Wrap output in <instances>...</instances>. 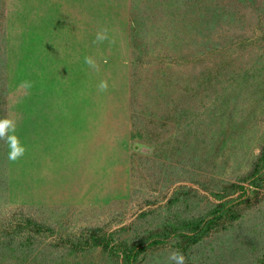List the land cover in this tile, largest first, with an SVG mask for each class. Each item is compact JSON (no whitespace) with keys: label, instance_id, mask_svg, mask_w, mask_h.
<instances>
[{"label":"rangeland","instance_id":"obj_1","mask_svg":"<svg viewBox=\"0 0 264 264\" xmlns=\"http://www.w3.org/2000/svg\"><path fill=\"white\" fill-rule=\"evenodd\" d=\"M191 4L187 20L177 0H0V118L25 148L12 162L0 140V264H171L176 249L264 264V163L245 181L264 144V0ZM71 110L75 134L52 138ZM215 209L198 242L170 234Z\"/></svg>","mask_w":264,"mask_h":264},{"label":"trees","instance_id":"obj_2","mask_svg":"<svg viewBox=\"0 0 264 264\" xmlns=\"http://www.w3.org/2000/svg\"><path fill=\"white\" fill-rule=\"evenodd\" d=\"M183 4L184 10L186 12L182 15L183 18L187 15V11L191 10V3L192 0H177V4ZM187 20L189 19V16L187 15ZM259 163H264V144L260 148L258 157L254 160L252 164V168L245 178V181L253 180L256 176V172L258 170ZM218 209H215L213 211H210L206 216L197 217L194 219L189 220H177L176 222L170 224L169 231L171 235H177L180 237L185 238L190 244H194L198 242L200 239H202L209 231V229L213 226V221L218 217ZM31 227L32 230H29V232H33L36 235H42L43 233L47 232V228H43L41 225L32 222L31 220H20V222L17 224V232L20 233L21 230L24 228ZM4 238V234L2 235ZM1 239L3 240V238ZM85 244L91 246V247H98L102 250L107 249V244L105 241L97 236V232L95 230H91L87 236ZM74 251H77L76 247L73 248ZM1 253V252H0Z\"/></svg>","mask_w":264,"mask_h":264},{"label":"clouds","instance_id":"obj_3","mask_svg":"<svg viewBox=\"0 0 264 264\" xmlns=\"http://www.w3.org/2000/svg\"><path fill=\"white\" fill-rule=\"evenodd\" d=\"M107 39L106 30L98 31L96 34L97 42H102ZM84 62L94 70L98 67L91 57H85ZM98 89L101 92L108 90V82L101 80L98 84ZM16 133V121L9 117L0 118V140H4L7 148V158L9 161L15 162L25 154V148L20 143L19 137ZM167 259L171 264H186L185 256L179 249L173 250L169 253Z\"/></svg>","mask_w":264,"mask_h":264},{"label":"crops","instance_id":"obj_4","mask_svg":"<svg viewBox=\"0 0 264 264\" xmlns=\"http://www.w3.org/2000/svg\"><path fill=\"white\" fill-rule=\"evenodd\" d=\"M72 106V105H71ZM68 108L69 107H67V106H65V110L63 111V113L65 114V115H68ZM77 112H78V110H76V111H74V110H71L70 111V117L72 118V120H71V122L73 123L71 126H65V127H67L66 129H60V127L58 126V127H56V130H58V131H55V133H56V135H53V137L52 138H62V135H63V133H65V134H69V132L68 131H70V133L72 134V135H74L75 134V131L74 130H76L75 128V124H74V121H75V117L78 115L77 114ZM58 115L59 116H62V111H60L59 113H58ZM63 130V131H62ZM37 133H39V134H41V133H44V135H46L47 134V132H42V131H40V132H36L35 134L37 135ZM54 133V132H53ZM38 136V135H37ZM66 137H68V136H66ZM37 138H39V136L37 137ZM43 140L42 141H44V140H46L47 139V137L46 136H43V137H41ZM70 138H74V136H71ZM39 141V140H38ZM41 141V142H42ZM47 141V140H46ZM49 142H44V143H42L43 145H41V144H37V143H35V148H36V150H35V153H36V157H37V155H38V153H39V150H40V148H47L48 147V144ZM62 143H60V141L57 143V144H53L52 146H51V152H57V148H60L59 150H61L63 147L64 148H66L67 147V139L65 140H63V147H62V145H61ZM29 147H31V145H29ZM45 151V150H44ZM44 151H41V153H45Z\"/></svg>","mask_w":264,"mask_h":264}]
</instances>
